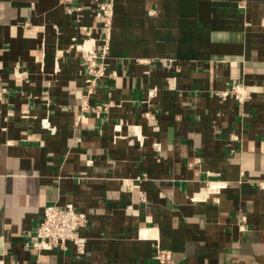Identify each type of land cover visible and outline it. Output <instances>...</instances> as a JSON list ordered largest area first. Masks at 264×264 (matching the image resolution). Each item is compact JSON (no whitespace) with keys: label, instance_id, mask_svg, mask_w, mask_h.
I'll list each match as a JSON object with an SVG mask.
<instances>
[{"label":"crops","instance_id":"crops-1","mask_svg":"<svg viewBox=\"0 0 264 264\" xmlns=\"http://www.w3.org/2000/svg\"><path fill=\"white\" fill-rule=\"evenodd\" d=\"M104 1L0 0V264H264V0H112L90 98L111 106L75 125L76 44L101 48ZM234 83L244 103L218 96ZM66 202L86 253L34 250L45 205Z\"/></svg>","mask_w":264,"mask_h":264},{"label":"built area","instance_id":"built-area-1","mask_svg":"<svg viewBox=\"0 0 264 264\" xmlns=\"http://www.w3.org/2000/svg\"><path fill=\"white\" fill-rule=\"evenodd\" d=\"M111 1L112 0H106L102 2L97 11V18L103 24L106 31L101 48L99 50L96 49V40L93 38H84L81 42L76 44V47L84 52V64L88 72V78L86 80L85 92L81 97L79 111L75 117V125H79L88 112L108 111L111 106L110 102L92 104L90 100L92 94L95 92L99 79L107 75V67L104 61L110 48L109 30L113 12ZM75 9L79 10L80 7H70L68 8V12L73 13ZM81 28L85 29V27ZM115 74L114 72V75ZM6 92V87L0 85V100H2ZM157 94V87L150 88L147 92L146 101L155 98ZM217 94L222 99L233 96L240 103H244L246 99L250 97L248 91L241 83H234L229 89L219 91ZM145 115L148 118L154 119V115L150 112H146ZM259 185L264 188V181H260ZM224 186L225 185L216 184L213 187L222 188ZM247 221L248 218L246 215H241L238 218L237 225L240 231L247 230ZM87 224V214L76 210L72 202H66L64 204L49 203L45 205L43 209L42 218L36 226L34 234L30 238L29 246L41 252L52 250L56 247H66L68 243H71L75 246L77 255L82 256L86 253L87 238L81 235V230L86 227ZM154 258L160 263L174 264L171 252L168 249H158Z\"/></svg>","mask_w":264,"mask_h":264}]
</instances>
